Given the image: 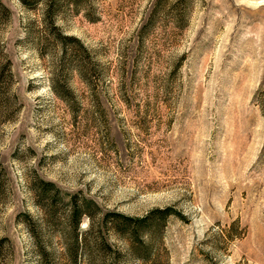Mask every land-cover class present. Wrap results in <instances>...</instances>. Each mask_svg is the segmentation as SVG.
I'll use <instances>...</instances> for the list:
<instances>
[{
    "label": "rangeland",
    "instance_id": "rangeland-1",
    "mask_svg": "<svg viewBox=\"0 0 264 264\" xmlns=\"http://www.w3.org/2000/svg\"><path fill=\"white\" fill-rule=\"evenodd\" d=\"M58 2L59 31L43 4L0 0V264L41 262L25 222L44 217L35 178L66 206L41 239L55 264H71L73 195L100 207L95 225L183 214L157 264H264V0ZM102 232L113 262L144 264Z\"/></svg>",
    "mask_w": 264,
    "mask_h": 264
},
{
    "label": "trees",
    "instance_id": "trees-1",
    "mask_svg": "<svg viewBox=\"0 0 264 264\" xmlns=\"http://www.w3.org/2000/svg\"><path fill=\"white\" fill-rule=\"evenodd\" d=\"M59 0H21L27 7H33L39 3L45 6L44 19L46 24H49L51 29L59 31L56 24L57 8L60 6ZM75 5L78 2H73ZM5 11L2 5H0ZM58 37L67 42L72 39L70 36H64L58 33ZM65 44V43H64ZM87 52V49L84 47ZM80 69V68H79ZM82 75L85 70H79ZM4 72H0V76ZM1 81V77H0ZM56 94L66 99L65 95L54 88ZM31 188L34 193L37 204L42 211L44 217L43 221L30 219L27 215L25 222L29 224L31 233L35 237L36 249L41 259L40 264H55L52 260V253L46 244L42 242L43 232L46 226L50 227L51 220L58 221L61 210L66 211V206L61 203V190L58 186L42 178H35ZM70 209L66 216L67 225L64 229L66 231V259L71 264H81L82 261L86 264H117L118 249H113L112 245L106 240L102 232V227L112 230L120 238L127 241L128 251L131 256L142 261L144 264H157L159 261L161 229L166 225L170 216L183 217V214L178 212L173 206L164 208H154L144 216H128L120 212H107L102 218L99 217L98 225H95L97 214L95 211L100 207L91 199L86 197H79L73 195L70 198ZM84 216L89 217L93 222L91 230L81 233L80 224ZM60 223V222H59ZM57 225V224H56ZM83 256V258H82Z\"/></svg>",
    "mask_w": 264,
    "mask_h": 264
}]
</instances>
